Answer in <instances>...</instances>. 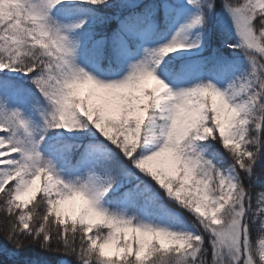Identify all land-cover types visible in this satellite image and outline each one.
<instances>
[{
	"label": "rangeland",
	"instance_id": "1",
	"mask_svg": "<svg viewBox=\"0 0 264 264\" xmlns=\"http://www.w3.org/2000/svg\"><path fill=\"white\" fill-rule=\"evenodd\" d=\"M75 1L86 0H0V58L11 62L18 55L16 38L6 39L8 33L24 35L37 42L35 45L52 43L61 53L60 61L58 53L50 47L54 55H50L51 63L46 64L43 71L47 75L45 84L53 79V101L47 96V101L33 115L31 107L22 115L16 111L10 115L12 125L8 135L12 142L18 144L24 139L22 131L28 130L37 116L44 126L43 132L52 127L46 119L47 107L55 125V134L51 138L75 139L82 128V132L89 133V139L101 136L118 142L114 136L120 134L124 143L130 144L144 132L140 165L159 183L178 178L181 183L173 182L174 187L181 185L179 189L185 190L194 187L198 195L205 193L206 182L196 175L195 152H203L202 143L214 133L211 121L218 124L219 137L225 144L238 141L243 136L252 103L248 96L250 80L245 69L232 65L204 80L198 59L203 50L200 0H162L157 6L155 22L150 20L140 27L128 17L113 20L112 31L100 34L108 37L114 30L118 31L114 48L122 62L118 73L104 72L98 61L86 63L78 59L77 48L84 41L82 52L87 41L83 30L76 34L74 31L77 32L83 24V16L72 20L65 14L63 22L55 21L46 9L53 10L58 3ZM263 6L264 0H251L248 11L255 12ZM157 15L160 17L158 31ZM224 20L236 34V48L259 47L245 12L227 11ZM103 41L101 37L95 44L102 47ZM128 41L133 42L134 51L130 50ZM18 73L24 82H28V72ZM152 103L155 109L148 113ZM121 114L126 115L132 126L125 132H116L111 124L117 122ZM191 135L193 140L186 145ZM47 137L46 133L41 134V144L49 140ZM34 145L35 142L33 149L24 151L18 160L14 151L8 149L9 143L0 137V191L11 180L15 201L22 206H33L36 203L34 198L42 189L54 198L52 214L56 220L86 226L100 221L107 206L105 197L117 189L110 185L109 178L97 173V167L107 161L108 150L94 146L86 152L84 171L80 165L74 164L62 166L55 172V156L68 163L82 158V154L77 150L69 152V146L64 145L53 156L52 163L40 167L37 160L41 156V146ZM27 164L35 169L33 173ZM235 182L236 173L228 168L221 180L223 189L227 192L234 190ZM127 195L125 192L124 199ZM199 210L200 206H196L195 211ZM210 210L212 215L216 213L215 206H210ZM214 223L212 238L216 259L220 264H237L241 256L240 242L244 237L238 217L234 216L225 224ZM155 224L144 215L136 224L123 222L116 230L114 241L95 243L88 236L87 239L101 257L119 259L125 254L142 256L146 242L152 239L168 248L174 242H185L188 236L184 232L181 235V231L173 227L159 229ZM30 245L26 241L22 247L24 260L36 257L32 256L36 253L32 252ZM260 254L264 260V241ZM245 264H250L248 258H245Z\"/></svg>",
	"mask_w": 264,
	"mask_h": 264
},
{
	"label": "trees",
	"instance_id": "2",
	"mask_svg": "<svg viewBox=\"0 0 264 264\" xmlns=\"http://www.w3.org/2000/svg\"><path fill=\"white\" fill-rule=\"evenodd\" d=\"M161 1L86 0L72 5L61 2L53 10L58 19H61L65 12L73 16L83 12L88 19L93 20L84 30L96 36L100 33H110L114 25L112 21L124 15L132 16L139 22L145 19L147 14H151L152 20L155 21L157 6ZM250 3L251 0L199 2L200 33L203 42L199 60L202 62L205 76L218 72L223 65L228 66L231 63L245 69L250 80L249 97L253 107L248 113V122L239 145H225L219 137L218 124L214 120L211 121L214 133L210 134L204 143L206 153L199 161L197 172L200 176H211L210 197H221L219 177L225 168L234 169L237 176L235 197L220 213V224L229 222L234 216L238 217L244 237L242 236L240 242L241 257L237 264H245V258L249 259L250 264H264L260 254L264 241V7L249 13ZM227 11L247 14L252 33L259 43L257 49L235 47L236 34L224 20ZM156 20L160 29L158 15ZM10 37L16 38L14 43L18 44V55L11 62L3 58H0V62L6 68L28 72L26 83L0 74V136L9 143L8 149L14 151L16 159L22 157L24 150L33 148V140L38 143L41 134L46 133L49 140L44 144L40 143L43 151L41 167L51 161L49 150L55 151L57 155L59 148L67 145L69 152L77 150L83 155L91 145H97L110 150L108 161L97 168V173L108 177L112 184L125 181L128 183L105 198L107 206L102 219L86 226L72 221L56 220L52 214L54 198L49 197L42 189L34 198L36 203L33 206L38 205L36 208L31 204L20 205L13 196V181H8L0 192V264H220L214 249L213 226L207 218L202 219L192 212V195L182 194L180 200H176V196L165 186L157 184L151 175L138 165L144 132L138 142L130 144L124 143L120 134H116L118 142H114L113 138L101 136L89 139L88 134L82 132V128L76 133L75 139H54L51 138L55 131L51 120H54L50 114L51 110L47 107L46 119L49 125L53 126L43 132L44 126L37 116L28 130L22 129L24 139L18 144L12 142L8 135L12 125L10 115L18 108L22 110L25 107H31L36 112L47 101V96L53 101V79L50 78L45 84L47 75L43 74V71L46 64L51 63L50 55H54V52L49 44H30L29 38L24 35L8 33L6 39ZM12 47L9 45V48L13 49ZM9 52L14 54L13 51ZM112 123L114 125L111 124V127L116 132H125L127 127L132 126L125 114L121 115L119 121ZM22 133H19L21 137ZM79 143L81 145L78 147ZM55 159V172L62 166L83 164L81 156L68 163L60 161L62 158L59 160L57 156ZM27 166L32 172L31 164ZM124 189L128 190L129 199L125 213L121 214L119 201ZM156 211L165 216H172L180 223L192 224L200 235V241L193 242L190 249L168 252L152 242L147 245L141 257L125 254L119 259H105L87 239L88 236L95 243L110 241L116 237L114 230L120 220L135 224L144 213L151 214ZM26 241L30 242L29 247L36 253L32 255L36 256L33 257L35 261L24 260L22 257V247Z\"/></svg>",
	"mask_w": 264,
	"mask_h": 264
}]
</instances>
